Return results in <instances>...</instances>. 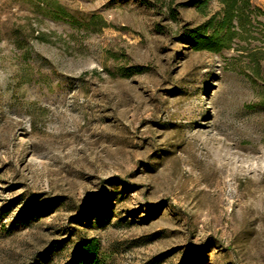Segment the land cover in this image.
Instances as JSON below:
<instances>
[{
    "label": "rangeland",
    "instance_id": "rangeland-1",
    "mask_svg": "<svg viewBox=\"0 0 264 264\" xmlns=\"http://www.w3.org/2000/svg\"><path fill=\"white\" fill-rule=\"evenodd\" d=\"M164 2L0 0V264H264V0L219 53Z\"/></svg>",
    "mask_w": 264,
    "mask_h": 264
},
{
    "label": "trees",
    "instance_id": "trees-1",
    "mask_svg": "<svg viewBox=\"0 0 264 264\" xmlns=\"http://www.w3.org/2000/svg\"><path fill=\"white\" fill-rule=\"evenodd\" d=\"M172 0H165L171 19L178 21ZM182 5L194 7L203 20L193 27L184 25L179 38L192 50L219 53L239 39L252 37L251 29L259 23L260 8L253 0H190ZM127 75L142 73L144 66L132 65L123 70ZM46 261L40 259L39 264ZM66 264H105L98 237L84 238L75 245Z\"/></svg>",
    "mask_w": 264,
    "mask_h": 264
}]
</instances>
